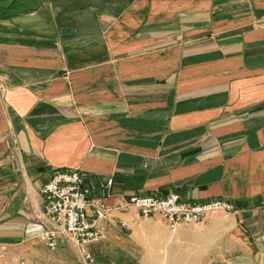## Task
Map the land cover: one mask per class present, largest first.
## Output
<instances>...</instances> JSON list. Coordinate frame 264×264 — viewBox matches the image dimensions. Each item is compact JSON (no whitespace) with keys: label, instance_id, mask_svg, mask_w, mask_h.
<instances>
[{"label":"crops","instance_id":"1","mask_svg":"<svg viewBox=\"0 0 264 264\" xmlns=\"http://www.w3.org/2000/svg\"><path fill=\"white\" fill-rule=\"evenodd\" d=\"M71 168L111 210L95 264H264V0H0V264H83L40 239ZM170 192L234 210L119 207Z\"/></svg>","mask_w":264,"mask_h":264},{"label":"built area","instance_id":"2","mask_svg":"<svg viewBox=\"0 0 264 264\" xmlns=\"http://www.w3.org/2000/svg\"><path fill=\"white\" fill-rule=\"evenodd\" d=\"M112 179L103 187L111 188ZM44 198V215L47 226L41 231L40 239L50 248H55L60 238L70 242L80 255L83 264H95L89 244L104 237L100 222L111 220V210L101 196H94L87 177L79 168L57 169L41 190ZM120 208H134L145 218L161 215L170 231L175 232L182 224L204 222L208 216L223 212L230 213L234 205L225 199L206 202L182 200L177 192L164 196L154 194L132 195L123 198Z\"/></svg>","mask_w":264,"mask_h":264}]
</instances>
